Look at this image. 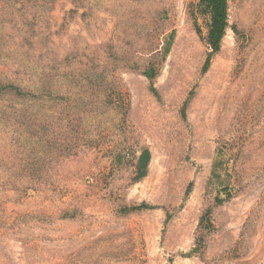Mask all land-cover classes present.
<instances>
[{
	"label": "rangeland",
	"instance_id": "rangeland-1",
	"mask_svg": "<svg viewBox=\"0 0 264 264\" xmlns=\"http://www.w3.org/2000/svg\"><path fill=\"white\" fill-rule=\"evenodd\" d=\"M20 1L0 43L66 115L39 163L4 158L0 264H264V0H227L205 73L196 0Z\"/></svg>",
	"mask_w": 264,
	"mask_h": 264
},
{
	"label": "trees",
	"instance_id": "trees-1",
	"mask_svg": "<svg viewBox=\"0 0 264 264\" xmlns=\"http://www.w3.org/2000/svg\"><path fill=\"white\" fill-rule=\"evenodd\" d=\"M196 1L199 13L208 19L206 44L210 52L207 54L202 68V73H205L209 68L211 57L219 52L221 41L229 26L228 2L227 0ZM30 2L48 4L50 1L21 0L19 6L22 9L27 5L34 7L29 4ZM0 29L2 31L1 23ZM21 31L24 30L21 29ZM7 37L5 43H0V170L5 168L2 166L4 158L9 153L12 154L11 148L19 151L16 154L18 158H21L23 164H27V159L28 164L39 163L45 152L56 147L54 142H59V138L53 139L55 141L50 140L44 132L50 130L54 125L55 128H58L59 123L63 121L66 115L58 108L45 110V102L41 99H35H39L36 97L37 94L40 95L41 91L43 92V89L40 88L41 80L38 78V69L35 68L34 62L29 61L28 54H22V48L18 50L12 48L11 43H9L11 37L8 34ZM144 75L152 86L153 70L145 71ZM135 159V175L136 180L139 181L147 175L150 152L144 149ZM21 162L19 163L21 164ZM20 174L23 176L22 180L29 181V178H25L28 174L25 172H20ZM13 175V179L18 176L15 173ZM189 187L186 194L190 190ZM149 208L150 206L147 204H141L126 211L136 212ZM202 222L200 220V224ZM196 251L194 249L191 252L195 253Z\"/></svg>",
	"mask_w": 264,
	"mask_h": 264
}]
</instances>
